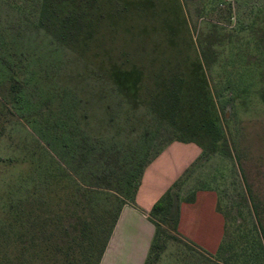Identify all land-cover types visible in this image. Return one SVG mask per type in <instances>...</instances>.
I'll list each match as a JSON object with an SVG mask.
<instances>
[{
  "label": "rangeland",
  "instance_id": "1",
  "mask_svg": "<svg viewBox=\"0 0 264 264\" xmlns=\"http://www.w3.org/2000/svg\"><path fill=\"white\" fill-rule=\"evenodd\" d=\"M263 92L264 0H0V264H100L118 208L135 202L129 180L183 134L202 154L173 215L216 190L223 245L187 241L151 214L145 264H264L247 189L264 221ZM59 169L72 178L46 191ZM207 210L192 224L215 230Z\"/></svg>",
  "mask_w": 264,
  "mask_h": 264
},
{
  "label": "crops",
  "instance_id": "2",
  "mask_svg": "<svg viewBox=\"0 0 264 264\" xmlns=\"http://www.w3.org/2000/svg\"><path fill=\"white\" fill-rule=\"evenodd\" d=\"M201 154L202 149L195 142L173 141L149 164L142 177L135 202L125 205L119 215L100 264L146 263L156 233L155 224L150 217L153 206L175 181L192 167ZM218 200V193L212 188L196 191L193 202L185 200L180 207L177 228L179 235L187 241L201 240L203 242L199 243L202 246L218 250L219 241L223 238H217V228L224 226L225 233L226 223L224 215L217 210ZM206 203L208 216L211 215L210 219L217 223L215 230L192 224L197 222L199 215L195 214L196 208L199 206V210H203ZM213 208L221 214L223 223L219 222L212 212ZM222 236L224 237V234ZM213 241L215 243L212 244Z\"/></svg>",
  "mask_w": 264,
  "mask_h": 264
},
{
  "label": "trees",
  "instance_id": "3",
  "mask_svg": "<svg viewBox=\"0 0 264 264\" xmlns=\"http://www.w3.org/2000/svg\"><path fill=\"white\" fill-rule=\"evenodd\" d=\"M74 1V0H73ZM72 3V0H55V4L57 5V6H62L63 8H66L67 7V5L69 6L70 4ZM62 16V13H59L58 15H56V21H58L59 22V17H61ZM195 85L198 87V86H200V84L198 83V81H196V83H195ZM14 86H17L16 84H14ZM16 88V90H18L19 89V87H15ZM193 94V93H192ZM262 98H263V100H264V92L262 93ZM200 107H202V106H200ZM205 107H207V106H205ZM194 113H195V111H194ZM198 119L196 120V122H195V124H194V128L192 129V130H195V133H199V134H201L202 133V129H203V126L200 124L199 125V123H198V121H200L201 119V117L200 116H196ZM214 121H209L205 126H209L208 127V132H209V134H211L212 135V139L210 140V144H211V146L213 147V148H215L216 147V145H217V139H220V137L219 136H221L222 135V128H221V126H218V125H215V122L213 123ZM201 126V127H200ZM192 127V126H191ZM200 127V128H199ZM184 132H187V130H184ZM183 134V133H182ZM217 134V135H216ZM202 135H203V133H202ZM185 137V135L183 134V135H180L178 138V140H175V141H183V142H195V143H197L200 147H202V142L199 140V139H192V138H189V139H187V138H184ZM162 151L163 150H161V151H159V152H157V154L151 159V161L148 163V165H146V166H144L143 167V169L141 170V175H140V177H137V176H135L136 178L134 179V180H129V184H134L135 182H137L136 184H138L137 185V187H136V192H134V196H133V198H134V201H135V198H136V194H137V191H138V189H139V186H140V184H141V182H142V177H143V175H144V172H145V169L149 166V164L158 156V155H160L161 153H162ZM236 158H237V160L240 162V164H241V157H240V155L237 153L236 154ZM193 166V165H192ZM191 168V167H190ZM188 171V170H187ZM186 171V172H187ZM186 172L182 175V176H184L185 174H186ZM181 176V177H182ZM180 177V178H181ZM69 178H72L68 173H62V172H60V169H59V172L58 173H56V174H54V175H52V176H49V182H48V185H47V187H46V191H48L49 190V188L53 185V186H56V187H63V185H67L68 183H69ZM179 178V179H180ZM244 178H246V177H244ZM179 179L177 180V181H175V183L164 193V195L155 203V205L153 206V208H152V211H151V214L152 215H154V214H158V213H163L166 217H172L173 219H174V225H175V229H176V231H177V228H178V223H179V206H178V211H177V213H176V216H174L173 214V207H174V205H175V199H174V193H173V191H174V189H175V187H176V185L178 184V181H179ZM74 180V179H73ZM89 187H91L92 188V186H89ZM64 188V187H63ZM248 192H249V194H250V197H251V200H252V203H253V208H254V211H255V214H256V216H257V218H258V221H259V227H260V230H261V232H262V234L264 233V221H263V218H262V215H261V213H260V210H259V208H258V204H257V202H256V199H255V196H254V194H253V191H252V189H251V187H249L248 186ZM92 190V189H91ZM195 200V192H194V194L192 195V197H190L189 199H187L186 201H188V202H193ZM123 207H124V204H122V206H120V208H118V212H117V214L115 215V218H114V222H113V225H112V227H111V232H110V235H109V238H108V240H107V243H106V245H105V248H104V250L106 249V246L108 245V242H109V240H110V237L112 236V233H113V231H114V228H115V226H116V223H117V221H118V218H119V215H120V213H121V211H122V209H123ZM86 210V206H84L83 207V209H82V212H84ZM217 210L220 212V213H222L223 215H224V218H225V221H226V223H225V233H226V229H227V216L223 213V211L220 209V207H219V203H218V207H217ZM49 224V223H48ZM90 223H86V226H88V228L90 227ZM87 227L86 228H84V235H86V229H88ZM225 233H224V237H225ZM155 235H157V229H156V233H155ZM175 237V236H174ZM224 237H223V240H222V242H221V244H220V246H219V249H218V251L221 249V247H222V245H223V241H224ZM154 238H156L155 236H154ZM176 238V237H175ZM87 239H88V237H87ZM48 241H52V238L49 236V238L47 237V238H45L44 239V242L46 243V242H48ZM153 241H154V239H153ZM48 246V245H47ZM154 246L155 245H153V242H152V246H151V248H150V253H149V255H148V259H149V257H150V254H152V252H153V249H154ZM45 246H41L40 248H44ZM87 248V247H86ZM104 252V251H103ZM103 252H102V254H103ZM85 255V262L87 261V259H86V254H84ZM102 256V255H101ZM101 259V258H100ZM148 259H147V262H148ZM157 260V259H156ZM156 260H155V262H156ZM146 262V263H147ZM99 264V263H98Z\"/></svg>",
  "mask_w": 264,
  "mask_h": 264
}]
</instances>
